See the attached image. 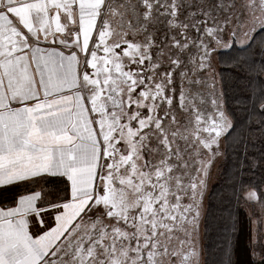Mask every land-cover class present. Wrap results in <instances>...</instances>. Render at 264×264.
Returning a JSON list of instances; mask_svg holds the SVG:
<instances>
[{
  "label": "snow or ice",
  "instance_id": "1",
  "mask_svg": "<svg viewBox=\"0 0 264 264\" xmlns=\"http://www.w3.org/2000/svg\"><path fill=\"white\" fill-rule=\"evenodd\" d=\"M261 32L264 0H0V264H208L221 158L213 264H264Z\"/></svg>",
  "mask_w": 264,
  "mask_h": 264
},
{
  "label": "trees",
  "instance_id": "2",
  "mask_svg": "<svg viewBox=\"0 0 264 264\" xmlns=\"http://www.w3.org/2000/svg\"><path fill=\"white\" fill-rule=\"evenodd\" d=\"M262 40H264V32L257 33L253 47L256 48ZM231 55H242V53L233 50ZM218 59L220 58L218 57ZM217 66L218 70L224 73V88L227 93L228 103L231 105L232 97L238 94L236 89L240 88L242 85L237 82L230 67L226 66L224 63H218ZM261 78L264 79V77ZM231 164V159H219L216 165L213 182L206 194L205 204L208 210L207 223L206 225H201V244L205 250L204 258L208 261V264H213V261L219 258V248L223 243L222 226L229 211L241 221L245 231L247 229V212L245 208L237 207L234 203L230 204L225 198L233 171ZM245 247L246 240L244 232H241L239 248L236 250V255H239L240 258L244 257Z\"/></svg>",
  "mask_w": 264,
  "mask_h": 264
},
{
  "label": "rangeland",
  "instance_id": "3",
  "mask_svg": "<svg viewBox=\"0 0 264 264\" xmlns=\"http://www.w3.org/2000/svg\"><path fill=\"white\" fill-rule=\"evenodd\" d=\"M218 68V66H217ZM218 91H219V88H218ZM219 160L216 161V163L212 166V168L210 169V173H209V176L207 178V189H206V193H205V199H206V194H207V191L211 185V183L213 182V179H214V173H215V169H216V165L218 163ZM246 212H247V209L245 208Z\"/></svg>",
  "mask_w": 264,
  "mask_h": 264
},
{
  "label": "crops",
  "instance_id": "4",
  "mask_svg": "<svg viewBox=\"0 0 264 264\" xmlns=\"http://www.w3.org/2000/svg\"><path fill=\"white\" fill-rule=\"evenodd\" d=\"M10 194H4L3 198H7Z\"/></svg>",
  "mask_w": 264,
  "mask_h": 264
}]
</instances>
